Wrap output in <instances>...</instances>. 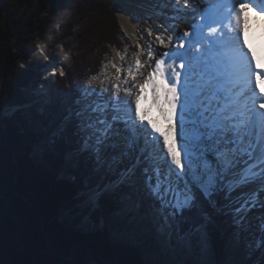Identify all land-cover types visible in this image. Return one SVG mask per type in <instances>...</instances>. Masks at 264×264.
<instances>
[{
    "label": "snow or ice",
    "instance_id": "snow-or-ice-1",
    "mask_svg": "<svg viewBox=\"0 0 264 264\" xmlns=\"http://www.w3.org/2000/svg\"><path fill=\"white\" fill-rule=\"evenodd\" d=\"M120 2L152 6L144 18L162 17L163 33L149 28L148 35L156 33L167 50L138 43L128 65L109 61L58 94L62 118L44 147L63 153L70 181L77 179L71 168L86 162L78 192L84 207L95 211L115 194L122 206L151 217L158 235L203 257L216 254L214 217L225 216L226 248L237 264H264V65L244 39L245 13L264 15V0ZM121 14L139 23L135 11ZM177 20L185 24L182 35ZM109 65L114 76L105 72ZM146 92L155 119L142 111ZM40 95L53 102L46 89ZM19 107L0 105V131Z\"/></svg>",
    "mask_w": 264,
    "mask_h": 264
},
{
    "label": "trees",
    "instance_id": "trees-1",
    "mask_svg": "<svg viewBox=\"0 0 264 264\" xmlns=\"http://www.w3.org/2000/svg\"><path fill=\"white\" fill-rule=\"evenodd\" d=\"M114 8L107 0H0V105H23L19 91L25 81L36 79L37 74L30 70L29 56L35 53L38 42L47 41L50 48L56 45L64 48L63 41L67 38L76 41L81 35H88L93 40L90 56L72 63L65 68L64 76L56 78L49 94L53 102L42 113L31 110L25 122L19 110L5 120L0 131L3 264H151L133 243L116 241L104 225L99 229L104 217L124 214L115 194H106L95 211L83 206L77 223L86 218L92 225L87 233L60 219L64 213L70 216L79 213L82 205L79 188L89 175L83 158L71 169L76 181L66 178L65 182H59L61 151L45 148L37 159L28 156L40 138L38 131L49 119L59 122L62 117L54 102L58 94L69 92L75 87V80L97 75L111 54L110 49H121L117 36H122V30ZM19 62L28 70L18 69ZM214 219L221 229L222 225L227 226V217ZM212 231L215 259L223 264L226 241L219 239L215 229Z\"/></svg>",
    "mask_w": 264,
    "mask_h": 264
},
{
    "label": "rangeland",
    "instance_id": "rangeland-1",
    "mask_svg": "<svg viewBox=\"0 0 264 264\" xmlns=\"http://www.w3.org/2000/svg\"><path fill=\"white\" fill-rule=\"evenodd\" d=\"M107 1L114 5L115 17L118 21L120 29L122 30V36H117L122 46L121 49L117 51L121 52V54L123 55H126L128 52H134L136 43H138V41L136 42L133 37V34L135 33L134 30L142 29V32L140 33L144 34L145 36V30L149 29L148 26H146L143 22L141 23L140 19L138 24L134 23L133 20L130 19L127 15H124L127 22L129 24L132 23L134 28L133 30L132 27L130 28L129 26L122 23L117 16V12L121 9L120 5L113 0ZM162 19V17H157L155 20L157 25H153V28L156 31H160L163 33V29L161 26ZM181 24L182 23L179 20H177L174 24L175 31L178 30L179 35L183 34V27ZM72 34H74V31L72 32ZM164 35L165 37H167L168 35H171V33H164ZM92 41L93 40L90 38V36L81 35L80 38L76 41H72V39L69 38L65 39L63 41V45H65L66 47L64 46V48L61 45H56L53 48H50L51 46L47 43V41L38 42L36 44L35 53L29 56L30 64H32L30 70L33 71L34 74H37L36 79L33 77L34 79L32 78V80L30 79L29 81H25L24 85L20 87L19 91L23 99V105L20 106V111L22 112V117L25 122L28 121V114L31 110H34L35 112L40 114L44 110L45 106L48 105V103H44V97H40V93L44 92L46 89L47 97L49 98L51 86L53 83H55L56 78L60 76V72H64L65 68L71 66L72 63L75 64L76 62L85 60L88 56H90V52L92 51L93 47ZM15 49L17 48L15 47ZM125 49H128V51L125 52ZM110 50L111 54L109 55L106 63H103V65L109 63V61H113L114 59L117 62L121 61L116 56L117 51L112 48ZM46 53H48L49 56H46ZM103 65L101 66V69L103 68ZM18 69H20L21 71L28 70V68H26V66H24L21 62H19L18 64ZM101 69L99 73L101 72ZM88 78H86L85 80H75L73 82L74 86H76V84L78 83H86ZM41 84L45 85V89L40 88ZM38 95L41 98L40 99L38 97L41 101L34 102V98H36V96ZM59 122H54V120L52 121L49 119V121L42 127V130L38 131L40 134V138L37 139V144L34 146V148L32 147V149L28 153V156L29 158H31V160L37 159L38 154L43 149H45L44 146L46 145L48 138L55 130ZM73 167L71 169H73ZM66 178L67 174L64 171V161L62 155L61 164L58 167L57 179L59 182H65ZM97 179L98 178H92L93 182H95ZM82 209L83 205H79L78 214L70 216L64 213L63 215H61L60 219L62 221H65L68 226L75 227V229L82 233H87L92 229V225L89 223V221L86 218H82L77 223V219L78 217H80V211ZM122 212L124 213L123 216H121L120 213H116L111 217H104L100 222L99 229H102L104 225L109 229L111 237L116 241L121 243H133L140 249V251L143 253V256L147 258L146 260L151 264H221L215 259L216 255L211 257L194 255L177 247L174 241L170 242L166 237L158 235L151 217L144 216L136 209L123 206ZM127 213L130 214L129 218L126 217ZM226 225L227 226L222 225V229L220 231L218 225L215 224L213 227V229H215L219 234V239H223L225 241L229 232L228 223ZM146 247L148 248V250H146ZM224 250L226 255L223 264H237V257L227 250L226 245L224 247Z\"/></svg>",
    "mask_w": 264,
    "mask_h": 264
},
{
    "label": "bare ground",
    "instance_id": "bare-ground-1",
    "mask_svg": "<svg viewBox=\"0 0 264 264\" xmlns=\"http://www.w3.org/2000/svg\"><path fill=\"white\" fill-rule=\"evenodd\" d=\"M113 1L116 2L117 4H119L121 7V9L117 12V16L119 17L121 22L124 23L125 25L129 26L130 28L132 27L133 30H134V28H133L132 23L129 24L127 22V20L125 19L124 15L121 13H124L126 11H135L136 16L140 19L141 23L142 22L145 23V25L148 26V28L154 29L153 25H157V23L155 22L157 16L153 15V18L150 21L144 18L151 11L150 5H144V4L143 5H129L126 3H121L120 0H113ZM245 18H246L247 23H246V27H245V31H244V39L247 41L248 47L252 48L253 51L256 53L257 65H264V15L258 14L253 10L251 12L245 13ZM179 21L182 23L181 25L183 27V31H185L186 28H185L184 22L182 20H179ZM143 29H144V27H143ZM134 31H135V33L134 34L132 33L134 40L136 42L138 41L139 44H141L145 47H148L149 45H151L152 47L157 49L158 54L163 53L164 51L167 50L163 46L157 44L155 42V39H154L156 33H162V32L156 31V33H154L153 36H149L148 31L145 30V36H144V34L140 33V32H142V29L134 30ZM175 32L178 33V30ZM138 43H136V45ZM135 50H136V46H135ZM133 53L134 52H128L125 55L124 61L117 62L114 59L111 62L116 63L118 66L128 65L129 63L132 62ZM144 59H147V56L142 57V60H144ZM105 72L109 76H114V69H112L110 65L107 69H105ZM145 76H146V72L144 73V75L138 76L137 82L142 83ZM38 77H39V74H38ZM100 78L103 79V76H101ZM112 82H115V81H112ZM132 83H133L132 81H129L128 84H122L121 87L122 88H130ZM93 86L97 87V88L100 87L98 82ZM108 86L110 87V84ZM260 87L264 88V84H261ZM133 91H135V89H133ZM122 95H123V93H122ZM38 97H39V95L36 96V98H34L33 101L34 102H40L41 101L40 97H42V96L40 95V97H39L40 99ZM141 108H142V111H144L150 119H155L156 115H155V111L153 109H151L150 93L149 92L145 93V99L141 103ZM19 110H21L20 107H19ZM220 230H221V228L219 227V231Z\"/></svg>",
    "mask_w": 264,
    "mask_h": 264
},
{
    "label": "water",
    "instance_id": "water-1",
    "mask_svg": "<svg viewBox=\"0 0 264 264\" xmlns=\"http://www.w3.org/2000/svg\"><path fill=\"white\" fill-rule=\"evenodd\" d=\"M70 257H71V253H70V255H69V258H68L67 260H69V259H70Z\"/></svg>",
    "mask_w": 264,
    "mask_h": 264
}]
</instances>
